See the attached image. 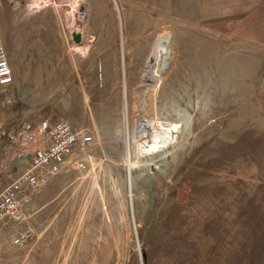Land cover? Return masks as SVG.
<instances>
[{
	"label": "rangeland",
	"instance_id": "rangeland-1",
	"mask_svg": "<svg viewBox=\"0 0 264 264\" xmlns=\"http://www.w3.org/2000/svg\"><path fill=\"white\" fill-rule=\"evenodd\" d=\"M26 2L0 0L11 65L17 41L65 55L14 78L0 120L93 142L0 223V264H264V0Z\"/></svg>",
	"mask_w": 264,
	"mask_h": 264
},
{
	"label": "built area",
	"instance_id": "built-area-1",
	"mask_svg": "<svg viewBox=\"0 0 264 264\" xmlns=\"http://www.w3.org/2000/svg\"><path fill=\"white\" fill-rule=\"evenodd\" d=\"M54 4V0H27L25 6L28 13L36 14L52 9ZM13 84L14 73L0 29V93ZM21 130L31 131L33 125L23 123ZM20 132L18 128L7 127L0 120V142H14ZM45 136L46 144L35 150L29 168L0 194V223L5 228L24 221L36 192L64 168L87 167L86 162L77 160L76 156L79 149L93 142L92 135L76 129L68 119H60L47 130ZM138 153L147 156L152 152L142 144Z\"/></svg>",
	"mask_w": 264,
	"mask_h": 264
},
{
	"label": "crops",
	"instance_id": "crops-1",
	"mask_svg": "<svg viewBox=\"0 0 264 264\" xmlns=\"http://www.w3.org/2000/svg\"><path fill=\"white\" fill-rule=\"evenodd\" d=\"M60 52L61 54H57L55 51L51 53L48 50H38L33 43L27 47L21 46L20 42L17 41L14 53L15 57L12 58V69L13 73H15L14 78L17 86L21 88L31 86L30 81L32 80L33 66L36 62L44 63L45 68L40 71L47 72V77L41 74L39 76L40 79L49 81L56 78V75L53 73L58 72V67L50 69L49 66L52 63L56 64L58 55L64 57L65 54L62 51ZM36 78L38 77L36 76ZM45 144L42 146H45ZM37 148L36 140H34L31 134L25 137L19 135L18 139L14 142H0V194L18 175L24 173L29 168L31 159Z\"/></svg>",
	"mask_w": 264,
	"mask_h": 264
},
{
	"label": "bare ground",
	"instance_id": "bare-ground-1",
	"mask_svg": "<svg viewBox=\"0 0 264 264\" xmlns=\"http://www.w3.org/2000/svg\"><path fill=\"white\" fill-rule=\"evenodd\" d=\"M148 139L146 140V142L144 143V146L146 147H148V149H149V151L151 152V151H153V150H155V149H158V147L160 146H162V145H157V144H153V138H155V136H151V137H147Z\"/></svg>",
	"mask_w": 264,
	"mask_h": 264
},
{
	"label": "trees",
	"instance_id": "trees-1",
	"mask_svg": "<svg viewBox=\"0 0 264 264\" xmlns=\"http://www.w3.org/2000/svg\"><path fill=\"white\" fill-rule=\"evenodd\" d=\"M10 36L13 37V33H12ZM11 37H10V38H11ZM12 40H13V38L10 39V41H12Z\"/></svg>",
	"mask_w": 264,
	"mask_h": 264
},
{
	"label": "water",
	"instance_id": "water-1",
	"mask_svg": "<svg viewBox=\"0 0 264 264\" xmlns=\"http://www.w3.org/2000/svg\"><path fill=\"white\" fill-rule=\"evenodd\" d=\"M76 40H78V37L76 38Z\"/></svg>",
	"mask_w": 264,
	"mask_h": 264
}]
</instances>
